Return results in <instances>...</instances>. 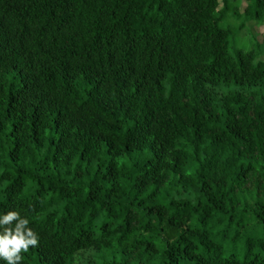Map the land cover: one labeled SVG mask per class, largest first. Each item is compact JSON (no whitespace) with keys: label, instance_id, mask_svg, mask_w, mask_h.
Returning <instances> with one entry per match:
<instances>
[{"label":"trees","instance_id":"1","mask_svg":"<svg viewBox=\"0 0 264 264\" xmlns=\"http://www.w3.org/2000/svg\"><path fill=\"white\" fill-rule=\"evenodd\" d=\"M234 1L0 0L22 264H264V35L232 51L222 26L264 0Z\"/></svg>","mask_w":264,"mask_h":264},{"label":"clouds","instance_id":"2","mask_svg":"<svg viewBox=\"0 0 264 264\" xmlns=\"http://www.w3.org/2000/svg\"><path fill=\"white\" fill-rule=\"evenodd\" d=\"M29 224V219L18 211L0 215V260L6 264H22L21 253L39 246V234Z\"/></svg>","mask_w":264,"mask_h":264},{"label":"rangeland","instance_id":"3","mask_svg":"<svg viewBox=\"0 0 264 264\" xmlns=\"http://www.w3.org/2000/svg\"><path fill=\"white\" fill-rule=\"evenodd\" d=\"M242 3L240 0L234 1V6L241 5ZM246 3L244 4V6ZM248 18L243 16L242 18H239L232 14V11L229 12L226 19L223 22V27L231 28V34H230V43H231V50L233 51L235 49V46L237 47H244V48H253L255 47V44L257 41L263 40L264 35V26H259L256 23L251 21H248ZM247 22L244 26L243 30L241 28L242 23ZM251 24H254L252 26ZM258 39H257V37ZM257 51H260L258 47H256ZM262 57H264V52L262 53Z\"/></svg>","mask_w":264,"mask_h":264}]
</instances>
